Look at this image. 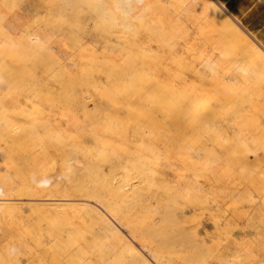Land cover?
I'll return each mask as SVG.
<instances>
[{
    "label": "bare ground",
    "instance_id": "1",
    "mask_svg": "<svg viewBox=\"0 0 264 264\" xmlns=\"http://www.w3.org/2000/svg\"><path fill=\"white\" fill-rule=\"evenodd\" d=\"M4 1L8 4L17 3V0ZM103 1V7L112 11V14L115 11H117L116 14L119 13L118 11L124 12L123 14L119 13L120 17L121 14L122 16L126 15L128 22L133 21L132 14L137 13L138 10H135L142 3V0L140 3L137 0L139 5L136 0ZM31 3L29 0L26 3L27 6L30 5L31 10L29 8L24 11L25 13L32 11L39 13L49 9L51 4L56 5L54 2L50 3L49 0H35ZM200 5L201 9L199 8V12L195 15L194 24L200 23L203 19L207 20L212 29H217L222 33L221 36L215 34L219 41L185 43V45L180 42L171 43L164 46V49L167 50L165 56L157 55L160 54V51L159 53L154 51L155 56L147 55L150 47L143 46V43L139 49L140 52L137 51L139 54L135 52L134 49L136 46L139 48L141 38L138 39L139 42H135L129 35L131 31L129 34L126 32L127 36L122 33L125 25L120 27L122 30L115 28L116 31L112 30L111 23L100 28L103 48L110 56L106 55L107 58L103 62L102 58L106 57L105 52L100 53L101 55L96 53L98 57H101L100 62H97L96 56L92 53L94 56L91 58L89 56V60L96 62L97 68V73L92 80L97 81L98 84L101 78H107V87L103 86L104 89L101 87L100 91H97L98 88L95 87L97 92L92 91L89 95H78L71 105L72 107L79 105L84 112H87L94 107L99 108L104 101L105 104L109 102L104 109L101 108L98 114L101 119L106 118L103 120V127L100 125L97 128L93 127L90 135L88 131L81 130L84 126L74 115L66 122L67 126L75 128L73 134H62L56 131L61 122L55 123L52 110L49 109L47 100L42 95L47 84L46 79L53 76L48 72L53 70L51 64L48 63L51 62L48 61V58L51 57V60L57 58V62L59 60L62 62L61 59H64L59 57L58 53L57 57L56 53L51 51L53 45L49 44L50 34L48 32L50 29L48 30V24L42 23L43 26H36L35 31L29 25V19L13 24L10 29L12 31L16 29L18 31L21 29L32 30V34L27 35L28 38H23L21 35L22 39L18 37L19 40L4 30L6 36L0 44V61L7 60V56L9 58L7 61H11V63L5 62L4 68L14 70L16 77L24 76L34 68L37 69L32 72L35 87L30 88V86L26 95L25 91L13 90L14 75H0V139L6 141L10 137L11 141L16 142L21 148L35 144L30 157L35 166L41 167L44 171L58 166L66 171L70 178H75V180L69 181L75 187L73 191L68 186L60 185L61 180L59 181L57 177L60 171H56L53 172L56 173L55 175H49L46 183L28 184L19 188L17 194L18 196H27L30 201L47 202L51 206L83 205L89 212L88 215L93 218L100 235L108 241V249L97 253V255L92 254V257H86L85 264H109V258L112 261L111 264L114 263L113 260L118 264H205L202 261L203 255L207 249L210 254L215 239H218V237L212 238L214 243L210 242L209 245L208 240L211 239L209 236H214L213 232L219 233L221 236L222 230L227 228V226L220 227L219 224H216L217 222L210 223L209 220L214 216L217 218L216 214L219 213L226 215L225 212L229 211L226 204L229 203L227 201L230 198L234 200L252 196L251 199H253L255 195L260 197L263 195L264 198V166L261 167V172L259 169V172H256L249 181L253 182V185L257 182L260 187V189H256L257 194L246 192V190L241 191L237 186L239 184L237 183L239 176L237 170L242 169L244 163L249 164L259 158L263 162L261 165H264V104L261 105L264 102V47L251 33L243 29L231 17L230 13L219 8V4L214 0H202ZM143 6L145 5H141V7ZM146 10L147 8L144 9V13L142 12L144 17H140L144 18V21L141 20L142 22L148 18H145ZM22 15L19 12L15 17ZM6 18L5 15L0 16V23ZM12 20L14 17L11 18ZM142 22L141 29L143 25H145L143 28L145 31L148 30L146 27L151 28L149 26L152 24L147 21V24ZM160 23L162 24V21ZM32 25L34 26V24ZM125 27L124 30L127 29ZM140 27L138 28L140 29ZM59 29L62 28L58 27ZM153 29L150 30L151 33ZM159 31L160 34L153 31L151 36L147 35L148 32H144L147 34L146 36L141 35L142 39H150L151 42L161 35L158 36L161 46L167 35L166 32H161V29ZM121 33L125 35V39L122 38ZM132 35L133 39L137 37ZM100 36L99 40H101ZM225 37L230 38L229 44ZM155 40L157 42V39ZM81 41L84 42L82 39ZM82 42L80 43L82 44ZM82 46L79 47L82 48ZM160 46L156 45L157 48ZM161 47L159 49L163 50ZM81 48L80 51L78 50V55L81 53ZM103 48L102 52L105 51ZM48 50H50V57L47 53ZM117 50L120 52L118 54H121L118 57L120 60L112 56ZM122 52L125 56L123 58ZM185 52L191 54L189 57L187 56V59L182 58ZM24 53H31V57L26 58L27 60L19 66L18 70L17 56ZM179 53L184 54L180 55ZM175 55H177L175 63L178 64L171 66L170 58L172 59ZM74 56V54H69L71 62L75 61ZM78 59L75 62H79L81 57ZM14 60L15 62H13ZM87 63H89L88 60ZM29 64L35 67L31 69L32 66ZM70 64L72 65V63ZM76 64L75 66L79 68V63ZM56 66L59 68L61 65L57 63ZM68 66L63 67L68 68ZM39 67L40 69H38ZM82 67L80 68L83 69ZM78 68L76 69L78 70ZM67 70L71 79H77L72 77L76 75L73 69L69 67ZM88 70L90 68L84 70V74H87ZM78 74L80 75V72ZM84 74L81 76L83 77ZM191 76L200 77L201 83L198 84L192 80L193 83H190L189 77ZM134 102H140L141 108H131V104ZM126 110L131 115L128 118L124 117L125 121H123L121 119L123 117L120 115ZM76 114L77 112H75ZM136 115L146 121H139ZM23 119L27 122L23 121L25 126L18 131V126H23L21 123ZM230 131L238 135L236 136L238 140L235 138L237 140H235V145L228 140ZM207 133L213 137H204ZM54 135L56 137H52ZM257 141L261 143L260 146L258 145L259 149L255 145ZM94 145H96V149L93 147ZM260 149L263 153H259ZM6 152L9 156L17 155L9 143H6L4 150L1 151V153ZM228 160H235V163L228 167L224 164ZM23 171L27 181H32L37 173V170L32 167L23 168ZM121 172H127V176L123 175L126 176L125 180L120 179ZM81 174H83L82 181L79 179ZM246 175L249 177L248 174ZM127 177L131 179H127ZM242 177H244L243 174ZM247 177L245 176L244 179ZM67 188L69 191H66ZM12 189L13 192L10 194L0 195V206L13 204L12 200L16 199L15 191L17 189L14 187ZM37 203L34 202V205H38ZM237 212H233L232 215L230 213L229 216L234 215L235 218ZM261 213L263 215L264 210L261 209ZM3 216L4 214H0V221L3 220V223L10 227L15 226L14 221L4 219ZM216 218L214 221L218 219ZM227 218L226 225L229 222L233 226L235 219ZM246 222H244L245 226ZM244 224L241 223L242 227H239L243 228ZM250 227L252 228V226ZM201 228L204 229L205 236L201 234ZM242 231L244 230L242 229ZM225 233L228 241L231 242L235 238L232 230ZM87 240H91V238ZM219 240L221 241L220 238ZM224 240L226 241V239ZM260 245H262L261 249L258 247L257 250V247H252L254 250L250 247L251 249L246 248L241 251L237 247L236 249L225 248L224 251L219 250V253L214 252L219 254L220 258L229 257L234 253L235 257L248 261L247 264H264V241ZM217 246V248H221V245ZM13 249L16 248L9 245L5 252H0V264H9L7 261L10 259V255L15 252ZM258 258L260 261L257 260ZM204 259L206 260V258ZM51 260H54L53 264H76V259H66L65 253L57 259L50 258L48 262ZM207 264L211 263L207 262Z\"/></svg>",
    "mask_w": 264,
    "mask_h": 264
},
{
    "label": "rangeland",
    "instance_id": "2",
    "mask_svg": "<svg viewBox=\"0 0 264 264\" xmlns=\"http://www.w3.org/2000/svg\"><path fill=\"white\" fill-rule=\"evenodd\" d=\"M32 1L34 2L35 0H32ZM32 1L29 0V3H31ZM37 1H39V0H37ZM49 1H50V3H53V2L56 3V5L53 6L51 4V6L49 5L50 6L49 9L50 8H52V9H50V10L45 9L42 12H39V13L36 12L37 13L36 14V13H34L35 11L28 12V13L24 12L25 10H28L29 8H30L29 10H31L30 5L29 6L26 5L28 0H17V3H15V4H13V3L8 4L6 1L0 0V4H1L0 5V8H1L0 16L5 15L7 17L5 19V21L3 20L2 23H0V44L2 43V40L4 39V37L6 36V31L9 32L12 35V37L19 40L18 37L20 38L21 35L23 38H28L27 35L32 34L31 32L33 29H34L33 31H35L38 26H43V24H46V23L48 24V26H49L48 30L50 29V31L48 32V34H50V36L48 37L49 42H50L49 44L53 45V49H51V51L55 52L56 55L58 53L59 57L61 56L64 59H61V61L63 63L60 62V60H59V62H57L56 61L57 58L55 60L53 59L54 60L53 61V60H51L52 58L49 56L50 50L47 51V53H49L48 56L50 57V58H48V61H51L48 63L51 64V68H53L54 71L53 70L48 71V72H50V74L49 73L48 74L53 75V76H49L50 79L49 78L46 79L47 84L44 87L45 89H43V91H42V95H44L45 99L47 100V104H48L49 109L52 110V117L54 116L55 123L58 124L59 122H61V124L58 126V129H56V131H58L59 133H62V134H66V133L67 134H73L74 133L75 128H73L71 126H67L68 124L66 123L67 120L70 119L73 115L77 116L81 122V125L84 126L83 128H81V130L88 131L89 135H90V133H91L90 131L92 130L93 127L97 128V127H99V125L103 127V122H104L103 120H106V118L101 119L98 114H99V111L101 110V108L104 109L105 106L107 105V103H109V102H107L105 104V101H104L100 104V106L98 105L99 108L94 107V109L87 111V112H84L82 110V108L79 107V105H76L78 107H75V106L72 107L71 106V105H73L72 102L75 100V98L78 95H81V94L89 95L90 92L96 91L97 88H98L97 91H100L101 87L102 88H103V86L107 87V84H108L107 78H101L100 81L98 80L99 81L98 84L96 83L97 81L92 80L93 77L96 75L95 73H97V68L95 66L96 62H94V61L91 62L89 60L91 58V56L95 55L97 62H100L99 59H101V57H98V55H97L98 53H99V55H101L100 53L103 54L105 52L106 53V54L104 53L105 56L109 55V54H107V51L103 48L104 43L101 42L103 40L101 39L99 32L102 31V30H100V28L102 26L111 23L112 30L114 29L116 31L115 28H118V30H120L122 28L121 26H123V25L126 26V23H127V26L126 27L123 26V30L121 29L122 30L121 32L126 35V32H127V34H129V32L131 31L129 35L132 38L131 40H134L135 42L136 41L139 42L138 39L141 38V40H140L141 43L139 45V48H137L138 46H136L134 51L140 52L139 49L144 44L143 46H145V47L149 46L150 47V50H148L149 52L147 51V55L152 54L154 56L156 55V53L154 51H156L158 53L160 51V54H157V55L165 56L166 55L165 51H167V50L164 49V46L166 47V45H169L171 43L174 44V43L180 42L181 44L185 45V43L194 44V43H202V42H206V41L215 42V41H219V39L217 38V35L218 34L222 35V33H220L217 29H212L211 24H209V22L205 19H203L198 24H194V18H195V15L199 12L198 9L199 8L201 9L200 4H202V0H191V1L190 0H142V3H144V4L140 3L141 0H139L140 5H139L138 1L136 0L137 5H139L140 7L137 6V9L136 10L134 9L135 11H137V10L138 11H137V13L135 11H133L135 13L132 12L133 18L132 17L131 18L133 19V21L131 20L130 22L127 21L126 15L122 16V14L124 12L118 11L119 13L122 12L121 17H120L119 13L116 14L117 11H115V13L112 14L113 13L112 11L103 7V5H104L103 0H72V1L71 0H49ZM214 1L219 4V8L225 10L227 13H230V12H228V10L224 6H222V4H220L219 1H217V0H214ZM31 4H33V3H31ZM122 5H123V3H122ZM141 5H145V6L141 7ZM146 8H147V10L145 11V13H147V14H145L146 15L145 18L148 17L149 19L147 18L148 20L147 19H145V20L149 24H152L151 26L147 25V26L151 27V28L146 27V30L148 29L147 31H145V29H143L145 27V25L142 26L143 27L142 29L140 27L141 26L140 24L142 22L141 20L144 19V18L141 19L140 17L142 16V12ZM19 12H21L23 15L15 17ZM24 13H25V15H24ZM126 13H127V11H126ZM189 13H191V14L189 15ZM13 17H14V20L11 21V18H13ZM142 17H144V14ZM231 17H233V19L239 23V21L232 14H231ZM93 18H96V19H93ZM25 19H29L28 20L29 25H31L33 27V28L30 27V28H32L31 31H29L27 29H25V30L21 29L20 31H18L17 29L15 31L10 30V29H12L13 24L21 23V22L25 21ZM35 20H36V23H35ZM174 20H176V21H174ZM44 21H46V22L44 23ZM146 21L142 22V23L144 24V23H146ZM161 21H162V24L160 23ZM132 22L135 25H133ZM32 24H34V26ZM115 24L117 25V27ZM131 25H133V26H131ZM128 26H129L130 30L127 28ZM58 27H61L62 29L58 30ZM124 27H125V29L127 28L126 29L127 31L124 30ZM132 27H134V28H132ZM135 27H136V29H135ZM138 27H140V29ZM162 27H163V29H162ZM152 28H154V29L152 30V33H151L150 30ZM134 29H135V31H134ZM160 29H161V32L165 30L164 32H166V35H167V36L165 35L166 39H165L164 43L161 44V46H163V47H161L159 45L160 41L158 40V36L160 37L161 35H158L157 38H155V39H157V42L153 37H152V39H154V40H152L151 42H150V39H142L143 37L141 35L146 36V34H147V33L144 34V32H148L147 35L151 36L154 32H156V34L157 33L160 34V31H159ZM243 29H245V28L243 27ZM4 30H6V31H4ZM113 31H112V33H113ZM136 31H138V32L141 31V32H139V34H137L138 32H136ZM28 32H30V33L28 34ZM142 32H143V34H142ZM25 33H26V36H24ZM216 33H217V35H215ZM132 34L136 35L139 38H137L135 36L136 40L133 39ZM98 35L100 36L101 40L98 39V37H99ZM125 35L122 34L123 39L126 38V37L124 38ZM82 36L84 37V39ZM80 38L84 42H82ZM225 38H227V40H228L227 43L229 44L230 38L229 37H225ZM20 39H22V38H20ZM153 41H155V42H153ZM172 41H174V42H172ZM80 42H82V44ZM148 42H149V44H148ZM146 43H147V45H145ZM226 44H225V46L228 45V44L227 45ZM82 45H85V46H82ZM156 45H157V47L160 46L161 49H163V50H160L159 49L160 47L157 48ZM79 46H82V48ZM94 46H95V48H94ZM80 48H81V53H79V55H78V50L80 51ZM102 48L105 51L102 52ZM142 48H141V50H142ZM67 53H69L70 55L74 54L75 55L74 56L75 61H78L79 60L78 58L81 57V60H80L81 62L80 61L79 62H75V61L71 62L72 60L69 58V54H67ZM92 53L94 55H92ZM108 53H110V52L108 51ZM118 53H120V52L117 50V52L114 53L112 56L114 58H118L121 56V54L119 55ZM148 53H150V54H148ZM186 53H188V54L186 55ZM30 54L31 53H28V54L24 53L20 56H17L18 62H16V63H18V65H17L18 70H19V66L27 60L26 58H28L30 56ZM65 54H66V56H65ZM76 54H77V56H76ZM115 54H116V56H114ZM133 54L135 55V53H133ZM179 54L183 55L184 53L183 54L179 53ZM58 55H57V57H58ZM104 55H103V57H104ZM177 55H175L172 59L170 58L171 66H174V65L176 66L178 64V63L177 64L175 63V57L177 59ZM189 55H191L189 52H185L184 56H186V57L182 56V58L187 59V56L189 57ZM89 56H90V58H89ZM123 57H125V56H124V53L122 52V58ZM178 57H179V55H178ZM105 58H107V56L102 58V59H104L103 62H105ZM190 58H191V56H190ZM8 59L9 58L7 56V60ZM7 60L4 59V60L0 61V75H6V74L14 75L15 81L13 84V90L19 91V92L25 91V95H26L27 92H29L28 88L30 86H31L30 88H32L34 86L33 84H34L35 79H33L32 72L35 71L37 68L36 69L34 68L35 70L34 69L31 70L35 66L34 65L32 66L29 64V66H32L30 69L31 72L29 71L24 76L19 75L18 77H16L17 75H16V73H14V70H10L9 68H6V69L4 68L5 62L11 63V61H7ZM69 60H70V62H69ZM87 60L89 61V63L86 64ZM118 60H120V58H118ZM106 61H107V59H106ZM13 62H15V60ZM57 63L59 65H61V66H59V68H58V66H56ZM70 63H72V65ZM76 63H79L80 67L83 66L82 67L83 69L75 66ZM90 63H92L91 66H89ZM31 64H32V62H31ZM53 64H56V65H54L55 67L53 66ZM65 65H67V66L69 65L68 68L63 67ZM76 65H78V64H76ZM74 66L76 68H78V70ZM69 67H70V69H73L76 72V75L80 72V75L78 74L77 76L76 75L72 76V77H76L77 79H75V78L71 79V77L69 76V72L67 70V69H69ZM51 68H49V69H51ZM88 68H90V70H88V72H90V73L88 74V72H86L87 74H84V72H85L84 70H87ZM94 68H96L95 71H93ZM38 69H40V67ZM79 69H80V71H79ZM82 71H83V73H82ZM53 72H54V74H52ZM81 74H84L85 76L83 75V77H82ZM30 77H32V78H30ZM67 78H70L73 81H71V80L68 81ZM78 78H80L79 79L80 81L78 80ZM81 78H82V80H81ZM189 79H190V81L191 80L195 81V83H198V84L201 83L200 77L191 76V77H189ZM189 79H188V82H189ZM192 81L190 83H193ZM95 87H96V89H95ZM41 97L43 98V96H41ZM139 103L140 102L132 103L133 105L131 104V108H133V109H136L138 107L141 108V103H140V105H139ZM135 104H136V106H135ZM263 104H264V102L261 105H263ZM91 106L93 107V104H91ZM132 106H134V107H132ZM75 109H76V111H75ZM171 111H173V110L171 109ZM75 112H77L76 115H75ZM101 112H103V111H101ZM108 112L109 111H107V114H109ZM124 112L121 113V115H120L121 117H123V118H121V119H123V121H125V118H128L131 115V114L130 115L128 114L129 113L128 110H126L125 113ZM133 112H135V110H133ZM110 114H111V112H110ZM133 115H134V113H133ZM96 117H98V118H96ZM136 118L137 119L139 118V121L142 120L141 122L146 121V120L142 119L140 116L139 117L137 116ZM98 119H100V120H98ZM21 121H22L21 123L23 126H18V131L25 126L23 121L27 122L25 119H23ZM205 135L206 136H204V137H207V136L209 138L213 137L212 135H208V133ZM229 135L230 136H228L229 137L228 140H230V142L233 145H235V143H236L235 140L236 139L238 140V138H236V136H238V135L234 134L231 131H230ZM52 137H56V136L54 135ZM231 138H233V139H231ZM257 142L255 145L259 149V146L261 145V143L258 142L259 143L258 144ZM6 143L11 144L13 149L17 152V155H13V156L10 155L9 156L7 154V152L1 153V151L4 150ZM214 143H215V140H214ZM35 146L36 145L33 144V145H29L28 147L21 148L16 142L11 141L10 137H8L6 141L0 139V195L10 194L11 192H13V189H12L13 187L15 189H17L15 191L16 199L12 200L13 204L10 206H4V205L0 206V214H4L3 218L14 221V224H15V226L10 227L9 225L3 223V220L0 221V252H5L9 245H11L13 248H16V249H13L15 252H13L12 255H10V259H8V261H7L9 264H11V263H14V264H53L54 260H51V262H48L49 259L50 258L57 259V258L63 256L64 253L66 254V259L70 258V260H72V258H73V259H76V261H75L76 264H85L84 261H86V260H84V259H86V257H89L92 254L97 255V253L105 251L106 249H108V247H107L108 241L106 240L105 237H102L100 235L97 226L93 222V218H91L88 215L89 212H87V210L83 207V205L78 204V205L66 206V207H64V206H51V205H48L47 202L30 201L27 199L28 198L27 196H25V195L18 196V194H17L19 188H22L28 184L39 185L42 183H46V180H48L50 177L49 175H51V174L55 175L56 173H53V172H56V171H60V173L57 174L58 175L57 177L59 178V181L61 180V182H60L61 186L62 185L68 186V187H70V190H72V191H73V188H75L74 185L70 184V182H69V181L75 180V178H70L68 173L66 171L60 169L58 166L54 167V169L44 171L41 167L35 166L32 163V159L30 158L31 157V150ZM95 146L96 145H94L93 147L96 149ZM237 148H239V147H237ZM98 149L99 148L97 146V150ZM258 151H259V153H263L262 149H260ZM254 155H255V153H254ZM76 160H78V159H76ZM256 161H258V163H255ZM234 163H235V160L234 161L228 160L224 164L227 165L228 167H230L231 164H234ZM254 163H255V165H254ZM261 163H263L262 159L257 158V159H255V161H252L249 164L247 162L244 163L243 164L244 166L241 167L242 169L239 168L237 170L238 175H239L238 179H237L238 180L237 183H239V184L237 186H239V189L241 191L246 190V192L247 191L253 192V194H255L256 189H260V187L257 185V182L255 185H253V182H249V181H251L250 178H253L255 176L256 172H259V169L261 172V167L264 166V165H261ZM247 165L248 166L250 165L249 166L250 168ZM29 167H32L33 169L37 170V173L35 174L32 181H27L25 179V173L23 171V168H29ZM243 168H245V169H243ZM244 170H245V172H244ZM242 171H243V173H242ZM252 171L254 172V174ZM239 173H242L244 175V177L241 178L242 174H239ZM125 174L127 176V172H123L122 176L120 174L121 180L126 179V178H124L126 176H123ZM246 174H248L249 177H247ZM251 175H252V177H251ZM245 176L247 177L246 179H244ZM79 179H80V181L83 180V174H81ZM127 179H131V178L127 177ZM243 180H245V181H243ZM240 186H242V187H240ZM66 191H69V189L67 188ZM262 196L260 197L259 195H255V197H253L254 200L251 199L252 196H249L247 198H241V199L237 198L234 200H232L230 198L227 201V203L228 202L229 203L226 204V207L229 210V211L225 212L226 215H224V213H222V215L219 213V214H216L218 216L217 217L218 219L216 218V216H214V218H211L209 220L210 223L215 224V222H217L216 224H219L220 227L221 226L222 227L227 226V228L224 229L225 232H227L228 230H230V231L232 230V232L234 233L233 236L235 238L233 237L234 239H232V240H234V241L231 240V242H230L227 240V238L225 236L226 233L224 232V230H222L223 233L220 232V233H222L221 236L219 233H218L219 234L218 235L217 233L213 232L214 236H212V237L209 236L211 239L208 237V239H210L208 241H209V245H210V242H212V243L215 242V243H214V245H212L213 247H211V249H210L211 250L210 254H209V250L207 249L206 253L203 255L202 261L205 264H207V262L211 263V264H218V263L219 264H226L227 260H228L227 264H243V263L247 264L248 261H246L243 258L239 259L238 257H235L234 253H233V255H230L229 257H225V258L224 257L220 258L219 254H217V253H219L221 250L224 251L227 248L228 249L229 248L230 249H236L237 247H238L237 249L240 248L239 250H241V251L245 250L246 248L248 249L250 247L251 248L257 247L256 250L258 249V247H259V249H261L262 245H260V244H262V242L264 241V214L262 215V213H261V209L264 210L263 209L264 208V198ZM34 202H38L37 203L38 205H34ZM237 211H239V212H237ZM233 212H237L235 218H234V215L232 216L233 218L231 216H229L230 213H231V215L234 214ZM245 215H246V217H245ZM240 216H243V217H240ZM227 217L232 218V220L235 219V220H233L234 223L232 221V223L234 225H236L235 227H234V225L232 226L229 222H228V225H226V223L228 221ZM258 217H259V219H258ZM215 218L217 219L216 221H214ZM251 218H252V220L253 219L254 220L252 221ZM212 219L214 222L211 221ZM219 219H223V220H219ZM236 220L238 221L237 223H236ZM246 220L248 223L246 222ZM244 222H246V226H245ZM210 223H209V225H210ZM239 223H240V225H239ZM241 223L244 224L243 228H240V227H242ZM252 223H254V224H252ZM229 224L231 225V227L229 226ZM247 226H248V228H246ZM250 226H252V228ZM235 228H236V230H235ZM242 229L244 231H242ZM178 231H176V232L179 233ZM201 231H202L201 234L202 235L204 234V236H205V232H204L203 228H201ZM84 237H85V239H83ZM217 237H218V239H215V241H214L213 239L217 238ZM86 238L87 239L91 238V240H87ZM219 238L221 239V241L219 240ZM224 239H226V241ZM222 240H224L225 243H224V241L222 242ZM237 243H238V245H236ZM218 244H219V246L221 245L220 249L217 248ZM241 247H243V248H241ZM214 251L215 252L217 251V253H215ZM213 253L217 254V255H214ZM212 255L214 256V258ZM209 256H210V258H209ZM217 257H218V260H217ZM204 258H206V260ZM215 258H216V260L214 261ZM221 259H223V260H221ZM257 260L260 261L259 258ZM109 261L112 262L110 260V258H109ZM212 261H214V262H212ZM216 261H219V262H216ZM222 261H224V262H222ZM241 261H242V263H241ZM110 262H109V264H111ZM113 262L114 263H112V264H118L115 262V260H113Z\"/></svg>",
    "mask_w": 264,
    "mask_h": 264
},
{
    "label": "crops",
    "instance_id": "3",
    "mask_svg": "<svg viewBox=\"0 0 264 264\" xmlns=\"http://www.w3.org/2000/svg\"><path fill=\"white\" fill-rule=\"evenodd\" d=\"M264 47V0H217Z\"/></svg>",
    "mask_w": 264,
    "mask_h": 264
}]
</instances>
